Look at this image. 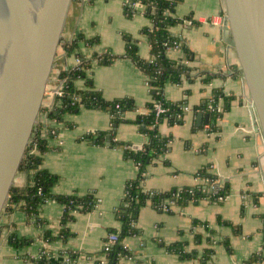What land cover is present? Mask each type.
Returning a JSON list of instances; mask_svg holds the SVG:
<instances>
[{"label":"crops","instance_id":"0c3cea01","mask_svg":"<svg viewBox=\"0 0 264 264\" xmlns=\"http://www.w3.org/2000/svg\"><path fill=\"white\" fill-rule=\"evenodd\" d=\"M174 16L179 22L170 28L190 51L187 57L180 46L170 47L167 56L186 62L192 68L193 80L168 82L163 96L172 102L187 101L191 110L181 123L167 120L160 131L169 138L168 150L146 167L142 185L147 190H171L195 187L203 182L197 175L204 167L226 184L228 194L223 201L201 199L184 207L171 203L172 211L159 210L149 203L139 210L135 227L140 233L128 235L122 242L131 251L125 264H202L206 241L196 243L195 233H205L193 221L207 223L214 230L215 252L207 264H264V149L260 134L255 130L249 95L242 78L232 43L223 0H179ZM153 23L145 14V5L128 15L124 0H73L70 6L63 41L58 49L48 93L43 107L49 108L53 98L49 91L58 84L60 73L73 69L78 59L91 60L86 77L78 78V89L90 86L100 90L108 101L129 98L135 109L126 111L111 137L97 142L84 135L111 129L110 114L106 110L81 108L64 115L65 122L48 120L58 129L48 139V151L43 154L40 169L58 176L51 190L56 195L83 196L94 193L97 206L91 211H73L74 218L62 225L64 204L47 200L36 217L6 204L0 218V264H35L43 249L55 254L65 250L79 253L76 264H95L104 257L105 242L110 233L120 232L123 222L118 210L124 203L128 181L138 177L139 168L124 154L119 143H129L139 149L147 141L137 123L139 114L146 112L154 100L152 86L146 73L125 56V34L137 41L142 59L152 58L146 28ZM79 35V48L67 55L63 43L72 42ZM110 52L118 57L110 64H101L97 57ZM210 76V80L206 78ZM230 97L225 109L224 97L217 104L223 115L217 121L219 129L210 130L208 109H200L206 101H214V93ZM199 115H202L199 120ZM42 118V117H41ZM42 121V120H40ZM46 136L45 129H43ZM34 172L20 170L14 187L24 190L33 182ZM66 227L71 235L59 237ZM46 231L55 238L45 242ZM16 233L29 240L27 245L15 247L8 235ZM228 240V246L222 241ZM183 241L187 250H196L197 257L180 258L168 245ZM67 256V255H66ZM256 260L250 263L252 258Z\"/></svg>","mask_w":264,"mask_h":264},{"label":"trees","instance_id":"16d2710c","mask_svg":"<svg viewBox=\"0 0 264 264\" xmlns=\"http://www.w3.org/2000/svg\"><path fill=\"white\" fill-rule=\"evenodd\" d=\"M141 2L145 5V14L153 23L152 27L146 28L144 32L148 35L151 44L152 58L150 60L142 59L138 54L137 41L130 35L125 34L127 41L125 56L134 61L148 76L150 86H152L153 101L148 105L146 112L138 115L137 123L142 127V131L146 134L147 141L139 149H134L129 143L121 142L119 146L124 149L126 157L131 158L139 168L138 177L134 180L128 181L125 190L124 203L118 210V217L122 220L123 225L119 234L118 241L107 252L106 264H125L123 258H129L132 254L127 248L122 239L128 235L138 234L139 230L135 227V222L138 218L139 210L142 206L149 203L156 209L172 211L171 203L184 207L188 204H196L201 199L209 198L211 200H218L220 195L228 194L226 184L216 188L212 191L209 188L205 189L206 182L195 187H180L171 190H147L143 187L142 181L146 177V167L148 164L154 162L162 154L168 150L169 138L163 135L160 131V124L167 120L171 124L181 123L185 112L182 110L187 101L172 102L163 96V88L168 82L181 83L183 78L193 80L192 68L186 63L171 59L167 56V50L170 47L180 46L185 49L187 57H190V51L182 41L174 36L170 28L179 22V18L174 16L175 6L179 0H131L134 2ZM125 10L128 15H132L137 8L133 5H125ZM83 36L79 35L72 42L63 43V47L67 55H71L79 48V40ZM81 56V65L79 68L64 70L60 73V77L65 80V95L56 97L54 104L41 111H47V120H54L56 122H65L64 115L67 113H76L81 108H96L106 110L110 114L111 129L109 131H97L83 136V138L92 141H101L102 138L111 137L117 126L125 122V113L128 110L135 109L136 106L129 98L116 99L108 101L103 97L100 90L90 86L87 90L78 89L75 81L78 78L86 77V70L90 67L91 60ZM98 58L101 64H110L118 56L107 52L101 56L94 55ZM210 80V76L206 81ZM219 97H224L225 109L229 107L230 97H226L221 92L214 93V103L218 102ZM155 101L162 102L170 110L161 118H157ZM209 101L204 102L200 109H208ZM182 114V118L177 117ZM210 115V130L217 131L219 126L217 121L222 117L223 112H209ZM167 117V119H165ZM37 131L34 132L31 142L27 148L26 154L20 165L22 171H33V182L28 184L24 190L13 188L10 192L7 204L23 209L29 217H36L38 223L43 221L38 218L41 205L47 200H56L65 206V211L62 216V225H65L69 220L74 218L73 211H91L98 204V198L94 193H88L83 196L78 195H56L52 192V186L58 181V176L40 169L43 160V154L48 151V139L57 135L58 129L52 127L49 123L39 121L37 123ZM43 129H45L46 136H44ZM55 131L54 133L52 131ZM209 167V166H208ZM208 167L202 168L197 175L202 179H210V181H217L218 176L208 172ZM194 226H202L205 233H195L196 243L206 241L208 246L204 248L202 256V264H207L215 252L213 247L215 240L213 234L215 233L207 223L194 220ZM71 235L66 227H62L59 231V237L66 239ZM51 231H46L45 242L53 240ZM8 242L15 247H22L27 245L29 240L19 237L16 233L8 235ZM228 246V240L222 241ZM183 241L175 242L168 245V249L176 253L182 259L197 257L196 250H187ZM67 255V256H66ZM79 257L77 251L65 250L61 254L49 252L43 249L39 256L34 259L35 264H76ZM256 258H252L250 263L254 262ZM95 264H102V260H96Z\"/></svg>","mask_w":264,"mask_h":264},{"label":"water","instance_id":"95a60500","mask_svg":"<svg viewBox=\"0 0 264 264\" xmlns=\"http://www.w3.org/2000/svg\"><path fill=\"white\" fill-rule=\"evenodd\" d=\"M72 1L0 0V218L37 131ZM223 2L264 149V0Z\"/></svg>","mask_w":264,"mask_h":264},{"label":"built area","instance_id":"2783aa9c","mask_svg":"<svg viewBox=\"0 0 264 264\" xmlns=\"http://www.w3.org/2000/svg\"><path fill=\"white\" fill-rule=\"evenodd\" d=\"M133 5L135 6L136 8L140 7V6H143V4L141 2H134L132 3L131 0H124V6L125 5ZM226 19V17H225ZM81 65V59L79 60L78 59V65L77 67L75 68H79ZM65 80L66 79H63V78H60L59 79V84L58 86L54 89V90H50L49 93L52 97L56 98V97H62L65 95ZM55 100V99H54ZM54 104V101L52 102L51 106ZM50 106V107H51ZM155 108H156V115H157V118H161L163 115H165L167 112H169L170 108L165 106L162 102H158V101H155ZM182 110L187 113L191 110V107L189 104H184L183 107H182ZM208 110L209 112H221V108L220 106L217 104V103H214L213 101H211L208 105ZM47 111H43L42 113V118L41 120L46 124V123H49V121L47 120ZM177 117L179 118H182V114H178ZM165 119H167V117H165ZM53 133L55 132L54 130L52 131ZM203 182H206V186H205V189L208 188L207 184H209V188L210 190H214L216 188V185H220V182L219 180L217 181H210V179H206V180H203ZM227 195H220L217 197V201H223L225 200ZM119 239V234L117 232H113V233H110L109 236H108V239L106 240L105 242V247H104V257L101 259L102 260V264H106L107 262V252L110 250V248L118 241ZM131 257V256H130ZM129 257V258H130Z\"/></svg>","mask_w":264,"mask_h":264},{"label":"rangeland","instance_id":"374dc122","mask_svg":"<svg viewBox=\"0 0 264 264\" xmlns=\"http://www.w3.org/2000/svg\"><path fill=\"white\" fill-rule=\"evenodd\" d=\"M42 113H43V111L40 112V115H39V121L41 120Z\"/></svg>","mask_w":264,"mask_h":264}]
</instances>
